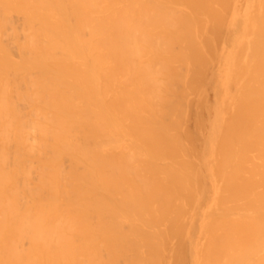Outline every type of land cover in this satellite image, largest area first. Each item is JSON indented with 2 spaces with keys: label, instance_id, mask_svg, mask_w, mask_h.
<instances>
[{
  "label": "bare ground",
  "instance_id": "1",
  "mask_svg": "<svg viewBox=\"0 0 264 264\" xmlns=\"http://www.w3.org/2000/svg\"><path fill=\"white\" fill-rule=\"evenodd\" d=\"M0 264H264V0H0Z\"/></svg>",
  "mask_w": 264,
  "mask_h": 264
}]
</instances>
